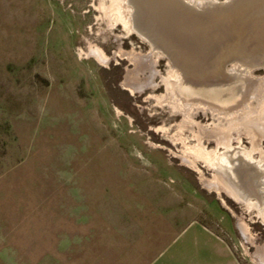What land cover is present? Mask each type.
I'll use <instances>...</instances> for the list:
<instances>
[{"label": "rangeland", "instance_id": "rangeland-1", "mask_svg": "<svg viewBox=\"0 0 264 264\" xmlns=\"http://www.w3.org/2000/svg\"><path fill=\"white\" fill-rule=\"evenodd\" d=\"M255 3L189 1L210 25L181 46L136 32L128 0H0L1 264H164L197 227L264 264ZM120 51L151 54L157 85L124 90Z\"/></svg>", "mask_w": 264, "mask_h": 264}, {"label": "bare ground", "instance_id": "bare-ground-1", "mask_svg": "<svg viewBox=\"0 0 264 264\" xmlns=\"http://www.w3.org/2000/svg\"><path fill=\"white\" fill-rule=\"evenodd\" d=\"M189 1H191V0H128L129 4L124 6V10H125V14H126L125 15L126 16V22L127 23L131 22V24L133 25V28L135 30H137L136 32L140 33L141 35H143V36L149 35V37H151V36L155 37L156 36L164 44H167V43L169 44L170 42L176 41L177 43H179V45L184 46L185 44H183L179 41V39H181L184 43H187V40H188L190 42L189 46H191L192 43H194V41L196 42V40H197L196 38L200 37V33H202V31L207 28L206 27L207 24L209 23V25H210V21H208V23H207V20L201 19L203 16L202 14L205 15V13H207L206 11L209 12L210 10L209 9H203L201 11H197V10L193 9L192 7H190L191 5L189 4ZM196 1H198V0H196ZM254 2H257V4L256 3L255 4L259 8L261 6H264V0H254ZM219 8H221V10L226 9L225 7H219ZM256 13H260L259 15H261L260 16L261 18L264 17V9L258 10ZM258 23L260 24V26L257 28V30L261 34V37L262 36L264 37V20L263 19L258 20ZM173 39H176V40L173 41ZM261 41L264 43V38L261 39ZM192 47H194V46H192ZM176 49L177 48L173 49L175 51V53L177 51H179ZM185 49H187V48H183V50L178 52V54L180 53V55H182L183 53H185L187 51ZM91 53H92V55H94L95 57H97L99 60H101L104 63H108L110 60L99 49L91 50ZM171 53H173V51H171ZM118 55H121L122 57H127L132 62L135 63V68H133V69L128 68V70H127V73H126L124 81H123L124 90H128V91H131L133 93L136 92L137 90L142 92V91H144V89L147 86H156L157 85V83L155 82L156 81L155 79L159 75L160 72L156 68L157 60L153 59L151 54H142V53H138L135 51H132V52L120 51L118 53ZM178 57L181 58V56H178ZM209 58H211V57L209 56ZM192 66H194V65H192ZM243 69H244V67H243ZM182 85L185 88L190 87L186 83L182 84ZM187 90H189L188 92H194V89L189 88ZM178 99L180 100L179 97H178ZM186 102H185V104H186ZM172 106L178 110L177 102L173 103ZM191 106H194V105H191ZM189 162L191 163V160ZM191 164L193 165V163H191ZM240 173H241V171H240ZM203 180H204V183L206 185H208L209 187L216 188V189L220 190L218 187H216L214 185L213 182H210L209 180H206V179H203ZM230 193H232V194L235 193L234 195L236 196V198L240 199V195L238 194V191L236 189H234L233 187H232ZM245 198L247 199V197H245ZM240 225L242 227L243 233L245 235H247L248 231L246 230L244 223L240 222ZM262 262H264V260Z\"/></svg>", "mask_w": 264, "mask_h": 264}, {"label": "crops", "instance_id": "crops-1", "mask_svg": "<svg viewBox=\"0 0 264 264\" xmlns=\"http://www.w3.org/2000/svg\"><path fill=\"white\" fill-rule=\"evenodd\" d=\"M188 229L165 248L162 256L167 255L168 260L164 264H241L227 242L212 231L203 227ZM188 234L189 241L182 240ZM4 260L7 258L0 256V264Z\"/></svg>", "mask_w": 264, "mask_h": 264}]
</instances>
